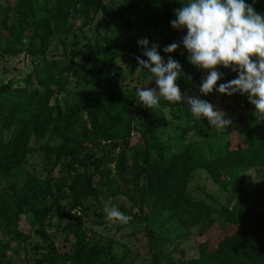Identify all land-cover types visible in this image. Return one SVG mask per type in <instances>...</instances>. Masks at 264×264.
Instances as JSON below:
<instances>
[{"label":"trees","instance_id":"obj_1","mask_svg":"<svg viewBox=\"0 0 264 264\" xmlns=\"http://www.w3.org/2000/svg\"><path fill=\"white\" fill-rule=\"evenodd\" d=\"M245 2L264 14V0ZM175 4L176 0L0 4V55L27 51L43 61L28 73L23 86L0 83V264H15L14 257L21 254L26 257L23 264H264V183L253 184L243 174L260 167L264 175V117L249 124L243 135L231 127L218 131L206 118L192 117L185 101L170 103L161 97L160 107L176 109L184 119L179 137L183 144L168 160L160 144L149 146L146 123L134 126L136 90L99 88L102 82L122 85L134 74L141 80L140 88L156 87L148 69L136 71V57L147 59L137 41L147 36L134 27L142 20L145 27L174 30L170 21L176 19ZM99 13L95 28L101 30L100 40L64 62L67 56L53 41L90 24ZM164 47L157 49L162 57ZM120 57L130 59L125 73L115 64ZM176 61L182 73L196 79L206 76L203 69ZM218 68L225 82L237 77L230 68ZM70 74L77 80L71 88ZM175 83L185 95L180 78ZM5 96L14 98L7 106L1 104ZM188 133L197 140L185 138ZM200 169L217 185L224 201L203 187L194 189L200 197L192 195ZM67 193L79 206L83 198L102 202L101 210L111 198L131 217L134 233L145 239L142 261L119 254L110 243L94 241L91 228L79 219L57 233L40 232V240H32V227ZM119 194L130 201L129 207L116 201ZM159 218L197 226V235L204 240L200 256L174 258L159 248L154 232ZM59 234L63 238L57 242Z\"/></svg>","mask_w":264,"mask_h":264},{"label":"rangeland","instance_id":"obj_2","mask_svg":"<svg viewBox=\"0 0 264 264\" xmlns=\"http://www.w3.org/2000/svg\"><path fill=\"white\" fill-rule=\"evenodd\" d=\"M185 2H187V0H176L174 9L182 7ZM3 3L4 0H0V4ZM99 15L100 13L90 24L77 27L53 41V46H57L61 54L64 52L65 56H67V58L63 60L64 62L73 58L74 54H80L82 51H85L88 45L94 44L100 40L99 34L101 30L98 32L95 28V23ZM134 29H142L151 44L156 42L160 46H167L173 42L179 44L180 46L174 52L164 53L163 57L168 59V57L171 56L175 60L190 63L188 60L189 54L181 43L182 36L186 35V29H174L169 32H162L157 25H148L145 27L142 20H138ZM78 57L79 55H76L74 60L76 61ZM42 63L43 61L40 56H35L27 51H23L15 56L0 55V83L11 81L12 87L23 86L28 73L31 72L35 65ZM129 63L130 59L125 57H120L115 60V64L120 66L124 73L129 67ZM87 65H85V67H87ZM217 70L223 73L219 68H217ZM203 71L205 75H207V71ZM223 76L218 81L226 83L223 80ZM189 77L191 76L185 73H182L179 77L185 95L187 97H198L212 103L216 109L225 113V119H230L232 121L231 125L227 127H215L218 131H225L231 127V130L242 131L243 135L249 124L258 117H264V114L256 112L254 105L248 101V97L244 98L239 92L226 95L219 93L214 88L213 92L203 95L199 92L198 88L203 78L196 79L191 77V79H189ZM234 78H236V74ZM67 81L69 82V88L73 86L74 82H77L74 74H70L67 77ZM140 85L141 80L137 77V74H134L125 79L122 85L119 83L102 82L99 88L104 92H113L119 88H134L136 90L140 88ZM218 86L216 88H218ZM13 100V97L5 96L1 98V104L7 106L13 102ZM180 116H182V113L178 112L176 109L163 108L160 106L148 109L136 103L134 126H137L140 122H145L146 129L144 132L147 136L149 146L153 147L156 144H160L163 147L166 158L170 160L175 153L179 152L183 144L179 137L184 119ZM185 138L197 140V137L190 133L185 135ZM56 142H59V140H56ZM243 174L253 184L264 183V175L261 173L260 167L244 170ZM194 176L195 178L192 183L193 189H190L193 196L200 197V194L195 190H200V188L203 187L205 191L212 194L215 199L224 201L225 196L218 189L217 185L209 179L210 177L205 170H197ZM54 199L50 198V202H54ZM116 201L124 204L125 207L130 206V201L123 194H119ZM81 202V206L77 205L76 199L69 193L58 197L44 220L32 227L30 232L32 240H40L38 237L40 232L47 234L51 232L57 233L56 230L62 228L68 222L79 219L83 221L87 227L91 228L94 234V241L110 243L113 249L119 254L126 252L133 260H136V263H140L143 256H145L144 248L141 246L145 239H141L139 234L134 233V223L128 222L127 224H121L108 220L105 212L98 207L102 202L98 204L93 202L91 198H83ZM76 210H79V213H77ZM135 210L134 207L133 212H135ZM218 224L220 223L218 222ZM197 231V226L185 227L180 224L178 219L167 221L164 218H159L156 221L154 229L159 248L168 251L174 258L181 259H190L200 256L199 245L204 242V240L197 235ZM62 238L63 236L59 234L57 236V242H60ZM14 258L15 264H23L26 259L25 255L22 254L21 257L15 256Z\"/></svg>","mask_w":264,"mask_h":264},{"label":"clouds","instance_id":"obj_3","mask_svg":"<svg viewBox=\"0 0 264 264\" xmlns=\"http://www.w3.org/2000/svg\"><path fill=\"white\" fill-rule=\"evenodd\" d=\"M176 19L170 24L174 29L185 30L181 38L188 52L189 62L207 71L199 84V92L207 95L214 88L221 94H247L248 101L256 112L264 114V14L255 11L245 0H187L174 9ZM144 48L147 59L136 57L141 69H148L150 80L156 87L136 89L137 104L145 108L159 106L160 98L170 103L185 101L195 119L206 118L212 127L224 128L231 125L225 113L212 103L198 97H186L175 82L182 74L181 65L171 56L165 59L157 51L159 45L149 47L147 38L137 41ZM180 45L173 42L163 48L164 53L174 52ZM219 66L230 68L237 77L220 83L223 73ZM191 79V77H189ZM103 211L108 220L127 224L131 217L119 210L111 198L104 202Z\"/></svg>","mask_w":264,"mask_h":264}]
</instances>
